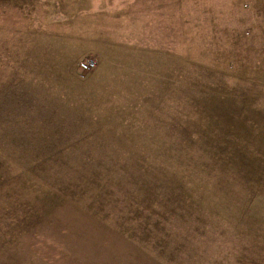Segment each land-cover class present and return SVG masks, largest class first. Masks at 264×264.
<instances>
[{
	"label": "rangeland",
	"instance_id": "rangeland-1",
	"mask_svg": "<svg viewBox=\"0 0 264 264\" xmlns=\"http://www.w3.org/2000/svg\"><path fill=\"white\" fill-rule=\"evenodd\" d=\"M0 264H264V0H0Z\"/></svg>",
	"mask_w": 264,
	"mask_h": 264
},
{
	"label": "built area",
	"instance_id": "built-area-1",
	"mask_svg": "<svg viewBox=\"0 0 264 264\" xmlns=\"http://www.w3.org/2000/svg\"><path fill=\"white\" fill-rule=\"evenodd\" d=\"M82 67L87 68V69L90 68L89 65L87 64V62H86V63H83V64H82Z\"/></svg>",
	"mask_w": 264,
	"mask_h": 264
}]
</instances>
